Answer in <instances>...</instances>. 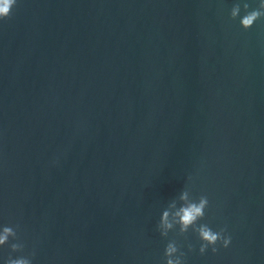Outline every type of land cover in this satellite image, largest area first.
Listing matches in <instances>:
<instances>
[{"label": "water", "instance_id": "95a60500", "mask_svg": "<svg viewBox=\"0 0 264 264\" xmlns=\"http://www.w3.org/2000/svg\"><path fill=\"white\" fill-rule=\"evenodd\" d=\"M237 2L17 0L0 21V229L25 248L10 238L0 264H164L172 239L186 264H264V19L245 31ZM186 186L228 248L160 235Z\"/></svg>", "mask_w": 264, "mask_h": 264}, {"label": "clouds", "instance_id": "9594fccd", "mask_svg": "<svg viewBox=\"0 0 264 264\" xmlns=\"http://www.w3.org/2000/svg\"><path fill=\"white\" fill-rule=\"evenodd\" d=\"M17 0H0V21L7 20L12 15V9L16 6ZM244 15L240 16L241 9ZM246 0L235 3L230 10V19L236 20L239 17L240 26L246 31L250 29L258 20L264 19V0H258V6L251 10ZM209 207V199L206 195H201L198 200H193L190 195V188L185 187L176 199L169 202L163 210L157 225L160 235L167 238L169 232L178 227V236H185L191 229L196 233L199 241V254L204 255L209 248L215 254L219 248H228L232 242V237L228 234L227 227L213 230L206 223H198L205 216V211ZM16 226H4L0 229V247L10 243L11 252L23 253L25 245L18 237ZM182 245L176 239L170 240L164 249V264H186V253L181 251ZM188 250H194V246L189 244ZM35 251L28 255H20L13 258L9 255L5 264H32Z\"/></svg>", "mask_w": 264, "mask_h": 264}]
</instances>
